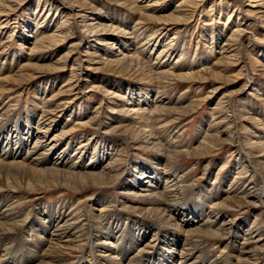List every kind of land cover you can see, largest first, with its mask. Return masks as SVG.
Returning a JSON list of instances; mask_svg holds the SVG:
<instances>
[{"label":"bare ground","instance_id":"1","mask_svg":"<svg viewBox=\"0 0 264 264\" xmlns=\"http://www.w3.org/2000/svg\"><path fill=\"white\" fill-rule=\"evenodd\" d=\"M160 1L113 0L118 6L127 7L130 13L143 15L144 21H135L133 28L128 25L120 28L121 25L118 27L111 17L91 14V10L89 12L77 5L74 13H70L67 18L66 15L62 16L61 25L54 30L56 32L47 36L49 44L46 48L57 46L60 40L66 44L71 42V36H60V28L67 25H75L86 37L84 41L70 43L67 52L53 62L55 65L61 64L58 70L69 68L72 77L62 83L60 91L52 99H58L59 94H66L64 91L74 95L101 92L105 96L106 104L111 105L110 114L96 124L103 132L94 141L97 154L93 151L88 155L91 138L76 136L67 143L64 142L63 133H59L64 125L55 118L49 121L50 118L39 117L36 121L30 113L25 121L21 119L17 125H13L11 119L3 118L7 105L0 99V122L5 120L0 125V236L13 242L16 238H21L19 234L23 230L33 231L36 241L26 246L28 251L31 250L26 264H87L89 261H92L90 264H264V229L255 228L253 222L248 223V218L242 221L233 219L230 211L234 207L228 203L230 199H234L238 207L252 206L255 209L264 205V186L257 181V168L264 172V125L261 121L256 122L259 130L252 131L246 139V145L251 150L256 149L258 153L249 155L245 150L237 153L236 163L230 171L238 174L235 179L232 178L224 185L228 180L226 174L220 189H201L195 199H188L187 192L192 188L187 182L188 174L183 166L173 161L184 154H193L196 147L182 141V131L174 134V139L170 137L173 141L159 133L158 129L181 122L177 110L181 99L168 97L166 90L160 86L163 85L161 80L168 79L169 76H174L177 80L176 77L190 78L193 73V70L191 73L181 72L193 64H188L183 53H177V48L173 46L178 33L170 40H166V36L169 30L192 17L189 14H193L200 5L197 1L203 0H178L176 10L173 9L175 12H168L169 14L162 10L163 7L160 8ZM17 3L11 4L14 6ZM252 7L248 9L249 13L256 15L264 25V0ZM152 18L160 21L161 26L151 30V36L146 37L149 27L143 22ZM245 19V16H239L240 21H235L236 26L231 36L220 46V53L224 58L230 59L237 50L234 47L236 37L238 40L243 34L255 31L253 25L244 22ZM140 24L142 27L138 26ZM41 29L43 27H37L35 31L31 30V34L23 33L25 35L20 36L26 43H30V39L41 35ZM43 40L36 39L32 46L39 49L44 46ZM32 46L24 45V49L32 50ZM143 52L151 53V56L153 52L156 53L155 71L146 69L138 57ZM128 66L132 67V71L126 73L148 76L146 86L130 85L125 93H121L117 91L125 90L123 82L120 81L122 83L119 86L112 78H99L103 83H108L104 84V88L89 84L96 80L93 75L95 72L124 74V68L127 69ZM232 81H235L234 78ZM84 84L86 89L81 90ZM245 89L247 87L243 88L244 91ZM62 103L57 102V107L52 110L60 109L58 106ZM147 110L150 116L159 114L150 123L145 121ZM167 110H176V116L168 121L161 115ZM219 118L202 129L200 146L212 144L211 138L214 136L219 137L222 142H229V139L231 141V137L223 138L226 133L240 138V132L230 120ZM248 118L256 120L250 116ZM118 132L128 134L124 135L127 145L152 152L150 157L127 159L118 154V145L122 142L117 144L118 141L113 138ZM199 139L196 138L195 142ZM77 142L81 144L79 147H75ZM123 160H126L124 177L115 185L121 191L120 198L112 199L102 193L101 197L91 198L97 207L95 214L82 213L80 205L70 201V206L63 205L58 211L50 207L43 217L32 219V216L29 218L27 215L29 212L25 213L22 202L14 195L20 187L35 185L36 183H32L38 176H47L62 184L67 180L65 177L74 176L83 181L92 178L94 181H101V188L124 165ZM240 178L243 185L238 184ZM116 205L117 209L114 208ZM209 237L217 240L214 244L220 239L224 240L223 245L229 255L224 257L222 251L211 253V249L207 248ZM11 247L12 245L5 249L9 251ZM86 255L90 257L89 261H86ZM5 259L0 258V264H5Z\"/></svg>","mask_w":264,"mask_h":264},{"label":"rangeland","instance_id":"2","mask_svg":"<svg viewBox=\"0 0 264 264\" xmlns=\"http://www.w3.org/2000/svg\"><path fill=\"white\" fill-rule=\"evenodd\" d=\"M15 1L0 0V99L7 105L3 118L5 120L11 119L13 125H17L21 119L25 121L30 113L36 121L39 117L50 118L49 121L55 118V120L60 121L64 125V127L59 129V133H63L62 138L64 142L66 141L67 143L70 138L72 139L76 136H82L81 138L83 139L91 138V145H88L87 149L88 155L93 151L97 154L98 150L95 149L94 141L99 139L103 132L96 124L110 114L109 109L111 105L108 106L106 104L105 96L101 92L77 93L78 95H74L71 92L64 91L66 94H59V100L56 98L52 99L53 95L60 91L62 83H65V81L72 77V72L69 68L58 70L61 64L55 65L53 62L67 52L70 43L84 41L86 37L75 25H67L64 28H60V36H71V42L66 44V42L60 40L57 45L58 47L54 45L51 46L52 48H46L45 46L49 44V37L47 36H50L52 32H56L54 30L61 25L62 16L66 15L65 18H67L70 13H74L77 5L89 12L91 10V14H105L111 17L118 27L121 25L120 28H124L126 25L132 26V28L135 27V21H144L143 15L130 13L127 7H120L113 0ZM259 1L263 0L197 1L200 5L198 8H195L197 10L193 14H189L192 17L184 20L185 23L172 28L167 33L166 40H170L171 37L178 33L176 34L177 38L173 42V46L177 48L175 49L178 51L177 53H183L185 59L188 60V64H193L190 67L191 69L187 68L181 71L191 73L193 70V73L190 74L191 76L189 75L190 78L188 76L179 79L176 77L177 80H175L174 76H169L168 79L161 80L163 85L160 88L166 90L168 97L181 99V103L177 105L181 122L179 124L174 122V124L172 123L173 125L164 127L165 129L163 127L162 129H158L159 133L165 135L164 137L168 139L171 136L174 139V134L177 135L182 131L180 135L182 141L185 144L196 147V150H193V154H184L182 157H178V160L175 159L173 161L175 164L183 166L184 171L186 170L185 172L188 174L187 182L192 186L190 192H187L189 200L195 199V195L201 189L209 188L214 191L218 187L220 189L223 185V177L226 174H228V180H226V183L224 182V185L236 177L238 174L230 171L233 170L232 166L236 163L237 153L240 150H245L249 155L258 153L256 149L251 150L250 146L246 145V139L252 131L259 130V128H256V122L261 121L264 125V25L261 19L256 15H251L248 11L249 8H253L252 6ZM177 2L178 0H161L159 5H161V9L163 7L162 10H165V13L169 14L170 12H175ZM11 3L17 4L13 6ZM229 12H232V14L230 15ZM152 14L159 15V13ZM239 16L246 17L244 22L253 25L255 33H245L238 40L234 36V38L236 37V40L234 39V44L236 43L234 47H237V50L232 53L230 59L224 58L220 53V46L231 36L236 26L235 23L240 21ZM143 23H146L149 27L146 31V37L151 36L153 33L151 30L161 26V22L156 21L154 18ZM141 25L138 26L142 27ZM37 27H43L41 35L35 36L30 39V43H26L21 36L31 34V30L35 31ZM63 36L61 39L64 38ZM38 38H40V41L44 39L43 41L45 42H43L44 46H41L39 49L32 46V42ZM249 44L252 46L248 47L247 45ZM24 45H31L33 49L25 50ZM56 47H60L59 51H56ZM52 53H55L54 56L51 55ZM143 53L138 57L145 64L146 69L155 71L154 57L156 53L153 52L152 56L151 53ZM51 56H53L52 60ZM128 67L130 68V66ZM129 68H127L128 70L124 68V74L109 71L106 73L92 72L96 80L90 81L89 84L104 88V84L108 83H103L99 78H112L116 80L119 86L123 82L124 91L122 88V91L115 89V91L121 93H125L127 87L130 85L146 86L148 76L126 73L132 71V67L130 70ZM214 74L217 75L215 76ZM80 76L82 77V75ZM233 78L235 81H232ZM244 87H247V90L245 89L244 91ZM85 89L86 85L84 84L81 90ZM60 101L61 103H65H62V106H58L60 109L53 111L52 109L56 108L57 102ZM164 113L161 115H164L167 121L176 116V110H167ZM158 115V113H154L150 116L147 110L145 114L147 119L145 121L150 123ZM249 116L256 118V120L248 118ZM32 117L31 119H33ZM219 117L230 120L235 129L240 132V138L239 136L234 137L231 133H226L223 138L228 139L231 137V141L229 139V142H222L219 137L214 136V138H211L212 144L200 146V133L203 132L208 124L215 123L217 119H220ZM4 119L0 122V125L5 121ZM125 122L127 123V121ZM117 134L113 137L118 141L117 144L124 142L123 144H119L120 146L118 145L117 153H120L121 156L127 159L130 157L138 158L139 156L149 158L152 154V152H148L143 148L135 149V145H127L124 138V135H128L127 133L121 134L118 132ZM172 138L170 140L173 141ZM196 138L199 140L195 142ZM80 145L79 142L75 143V147H79ZM126 160H123L124 165L122 164L123 166L120 170L114 172L110 176L111 179L110 177L108 178L107 185L101 188H99L101 181H94L92 178L83 181L77 177L74 178V176L65 177L67 180H70H65L64 184H62L47 176H38L35 178V182L32 181V184L36 183L37 185L20 187L17 189L18 191L14 192V195L22 202L25 207V213L29 212L27 215L29 218L32 216V219L43 217V214L50 207L58 211L61 209V206L69 205L70 201L79 204L82 213L91 212L95 214L97 213L95 210L97 207L93 204L91 198L101 197V193L106 194L112 199L120 198L121 191L115 188V185L119 180L122 181L124 177ZM253 161L256 163L255 160ZM256 165L258 164L256 163ZM257 169L259 172L257 181L264 186V172L259 170V167ZM120 175L121 177H119ZM45 183H48V185H45ZM238 184L243 185L241 178ZM262 195L264 198V193ZM239 200L244 202L241 198ZM233 201L234 199H230L228 202L234 207L231 210L232 212L230 211L233 219L242 221L248 218V223L253 222L255 228L264 229V205H260L256 209L252 206L238 207L236 206L238 203ZM114 208L117 209L118 206L116 205ZM26 222L28 223L29 221ZM122 225L125 224L123 223ZM32 233L33 231L30 229L23 230L19 234L21 238H16L13 242L0 236V258H6L5 264L27 263L31 250L28 251L26 246L36 241V236L32 235ZM215 240V238H208L207 248L211 249L209 251L211 253L215 251L220 253L222 251L224 257L228 256L229 251L223 245L225 241L220 239L214 244ZM10 245L12 247L7 251L5 248ZM89 248H92V246ZM85 258L86 261H89L90 257L86 255ZM91 262L89 261L87 264Z\"/></svg>","mask_w":264,"mask_h":264}]
</instances>
